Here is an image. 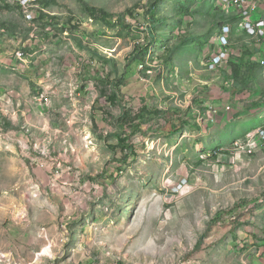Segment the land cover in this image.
I'll use <instances>...</instances> for the list:
<instances>
[{
    "label": "rangeland",
    "instance_id": "obj_1",
    "mask_svg": "<svg viewBox=\"0 0 264 264\" xmlns=\"http://www.w3.org/2000/svg\"><path fill=\"white\" fill-rule=\"evenodd\" d=\"M21 1L0 0L8 30L0 32V90L16 93L0 101V264H264V143L242 161L232 157L235 142L215 149L206 165V137L198 134L214 121H172V96L159 93L205 74L196 78L177 63L200 66L224 19L220 1ZM179 3L199 10L175 27ZM91 8L111 18L92 19ZM42 13L52 19L41 22ZM215 77L228 86L244 140L264 119V75L255 69L238 89ZM137 79L140 92L127 95ZM198 89L196 107L194 95L207 88ZM178 95L174 106L184 111L187 92ZM25 105L36 122H49L47 155L8 149L16 138L7 130L16 126L2 111L21 110L25 119ZM143 109L165 114L144 113L136 127L120 128L123 114ZM81 137L96 139L98 149L80 150ZM119 139L132 152L112 149Z\"/></svg>",
    "mask_w": 264,
    "mask_h": 264
},
{
    "label": "crops",
    "instance_id": "obj_2",
    "mask_svg": "<svg viewBox=\"0 0 264 264\" xmlns=\"http://www.w3.org/2000/svg\"><path fill=\"white\" fill-rule=\"evenodd\" d=\"M213 1V0H212ZM211 3V0H210ZM198 8H192L191 9V13H197L198 12ZM222 18H225V16L221 15ZM187 19H193L192 17H187ZM185 20V19H184ZM194 20V19H193ZM220 28V25L215 26L214 30L211 31V36L213 35V33L216 32L217 29ZM210 43V42H209ZM209 49H210V45H209ZM209 49H206V53L203 55V58H201L202 63L199 65H197V63H195V60L189 61V62H183L181 63H177L179 64V69L180 70H190V72H192V75L196 78L199 77V74H204V75H200L199 79H196L194 83L188 84V88H182L179 90L185 91L187 92L186 95V99H185V104H182L184 106L182 107H187L186 110L184 111H180L178 108H176L174 106V104H178L180 103L179 99H175L176 97L178 98V93L179 90H171V91H167L165 89V86L163 85L162 89L160 90L159 93L161 95L165 94H170L171 97V101H173V103L171 104V108L169 109L170 111L168 112V116L171 117L172 121L174 120H178L179 117H181V119L183 120H189L192 118L194 122H197V124L203 123L205 122V118H207V113L209 112V110L211 108H216L218 111V114L216 116V122L213 124H210L209 126H203L202 128H200V133L198 134L199 136L202 137H206L205 139V144L203 145V148L207 149V154H209L207 157H209L210 155H212L211 151L215 155L217 156V151L215 149L218 148H228L230 147V145H232V143L239 141V137L244 134V132L246 131V126L243 125V121L241 120V118L239 117L236 110H233V105L230 104V98L231 96L229 95V89L228 86L227 88H221L218 85H215V82L218 80L216 79V75H220L223 76L226 80L227 83L231 84V86L233 88H240L239 84H234L231 80V68L229 69H223L221 71H217V72H212L206 69L201 68V65H204V59H205V55L208 54ZM178 62V61H177ZM196 66H198L196 68ZM196 71V72H194ZM138 80V79H137ZM136 82V81H135ZM140 80H138L135 84L129 85L128 87H125L127 95H134L136 97V95H138V93L140 92ZM50 86L52 87L51 83ZM199 87L198 91L200 92V90H205V92H202L201 94L198 95V93H196V95H194L195 97H198V101H199V105L197 104V107L195 106L196 104L192 101V94H193V90L196 87ZM139 88V89H138ZM142 88V87H141ZM139 91V92H138ZM46 92V91H45ZM125 91H123L124 93ZM129 92V93H128ZM145 92V91H144ZM49 93V92H46ZM126 94V93H124ZM8 95V96H7ZM16 96V93L14 90L12 89H7L5 91H1L0 90V101H6V98H8V101H14L16 99H14ZM115 96V95H114ZM191 96V97H190ZM138 98V96H137ZM140 98V96H139ZM18 99V98H17ZM175 99V100H174ZM34 102V101H33ZM194 106L191 107L190 104H193ZM23 103L19 104L20 106ZM18 105V108H19ZM179 106H181L179 104ZM230 107V110H227V108ZM24 110V116L25 119H19L18 117V113L21 110H18V112L13 114V117H10V115L8 114V111L5 112L2 111L3 115L6 117H9L8 119L10 120L12 119V125L14 124L16 127L14 126H10L12 129L11 130H7L8 132L6 133L7 137H14L16 138V140L12 139V143L9 144L8 143V149L10 148L17 151V150H23L25 153L27 154H31L33 153H39V154H46L50 152V143L49 141L52 140L53 137V132L50 129L49 126V122L46 121V119H43V123H38L35 120V116H32V113L30 112V110H32V108L30 107V105H25ZM33 110L35 113H37L36 109H35V104H33ZM168 110V109H166ZM45 111V110H43ZM39 112L42 114V112L39 110ZM46 112V111H45ZM234 112V114H233ZM180 113V114H179ZM239 113V112H238ZM165 112H163L162 115H164ZM243 117V116H242ZM203 118V120H202ZM244 118V117H243ZM264 121V119H263ZM262 121V122H263ZM184 122V121H183ZM261 122V124H262ZM6 124V122H5ZM260 124V125H261ZM259 125V126H260ZM20 128V132L15 131V129H17V127H21ZM258 126V127H259ZM19 129V128H18ZM22 130V131H21ZM12 131V132H10ZM169 133V132H168ZM171 136V134H169ZM183 135V134H182ZM55 139H57V135H55ZM185 136V135H184ZM183 136V137H184ZM68 140H71V136H67ZM84 137V135H83ZM83 137H81V143L79 144V149L82 150L83 148H90L93 147L92 149H98V142L96 141V139H91L92 143L91 144H87L86 140L90 139L88 137H86L83 139ZM92 137V136H91ZM176 136H171L170 138L172 139V141H177L178 143V138H175ZM95 140V141H94ZM174 148V147H173ZM215 150V151H214ZM47 155V154H46ZM246 155L244 153L237 155H233L232 157L236 158H243ZM211 158V159H210ZM208 160H205V164L208 165L209 163L212 164V158L210 157ZM213 166H215V164H213Z\"/></svg>",
    "mask_w": 264,
    "mask_h": 264
},
{
    "label": "built area",
    "instance_id": "obj_3",
    "mask_svg": "<svg viewBox=\"0 0 264 264\" xmlns=\"http://www.w3.org/2000/svg\"><path fill=\"white\" fill-rule=\"evenodd\" d=\"M26 1H21L22 6L23 4L24 6L27 5ZM219 1L223 15L229 18V21L220 26L210 37V49L208 54L205 55L204 66L212 72L229 69L230 62L233 59L241 57L242 44L245 43L250 45L254 49V52H256L254 59L259 63L264 75V0ZM141 69L143 70V67ZM147 70H149L148 72H152L150 69ZM70 96L72 95L70 94ZM190 105L192 107L194 103ZM230 109V107L227 108V110ZM217 114V109L211 108L204 121H215ZM263 143L264 121L255 131L248 133L244 140L236 141L230 151L233 155L237 156L241 153L251 155L255 151V148ZM209 158L210 156L203 157L204 160H208ZM241 159L236 158L235 160L242 161Z\"/></svg>",
    "mask_w": 264,
    "mask_h": 264
},
{
    "label": "trees",
    "instance_id": "obj_4",
    "mask_svg": "<svg viewBox=\"0 0 264 264\" xmlns=\"http://www.w3.org/2000/svg\"><path fill=\"white\" fill-rule=\"evenodd\" d=\"M191 2H192V0H190V3ZM5 7L7 9H11L10 5H5ZM17 8H20V7L17 6ZM151 8H152L151 11H153V8L156 9V5L152 6ZM88 11H89V15L91 16L92 19H103V20H106V19L111 18V15L108 14L104 10L100 11L98 9H92L91 8V9H88ZM185 17L186 18L187 17H191V8H189L184 3H179L178 6H177V13L175 15V19H176V21H180V22L173 21L174 26L175 27H179L180 25H182ZM46 19H52V17H50L46 13H42L40 21L43 22ZM165 21H166V18L155 20L153 22V25H155L156 27L157 26H161V25L165 24ZM228 21H229V18L225 17L223 20L219 19L218 24L220 26H222V25L228 23ZM4 26H5V24L3 25V24L0 23V32L8 34V30L5 29ZM49 26L56 28L55 25L49 24ZM177 49H179L178 46L174 48V52H176ZM241 49H242L241 57L238 58V59H233L230 62L231 80H232V82L234 84H239V85H242L241 84L242 78L247 79L249 77V75L253 74L255 69L259 68L260 71L262 72V69H261L259 63L257 62L256 59H254V56L256 57V52H254V49L250 45L245 44V43L242 44V48ZM112 99H115V97L112 98ZM144 113H148L152 117H154L153 115L158 116L159 114L160 115L163 114L162 111L160 112L158 110H155V111L149 112V111H147V109H143V111H141L138 116L136 115L133 118L132 115L129 112H126L125 114H123L119 118V120H120V128L124 129V127L127 126L128 124H130V125L133 124V122H135L136 119H138V120L142 119ZM133 126H134V124L131 125V127H133ZM134 127H136V125ZM125 142H126L125 139H119L118 146L117 147H111V148L112 149L121 148V149H124V150L130 149L131 152H132V147L126 145Z\"/></svg>",
    "mask_w": 264,
    "mask_h": 264
},
{
    "label": "bare ground",
    "instance_id": "obj_5",
    "mask_svg": "<svg viewBox=\"0 0 264 264\" xmlns=\"http://www.w3.org/2000/svg\"><path fill=\"white\" fill-rule=\"evenodd\" d=\"M88 139V138H87Z\"/></svg>",
    "mask_w": 264,
    "mask_h": 264
}]
</instances>
